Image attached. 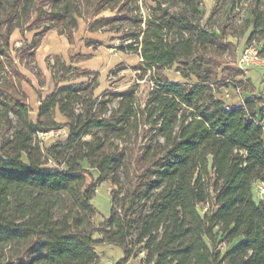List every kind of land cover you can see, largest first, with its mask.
I'll return each mask as SVG.
<instances>
[{"label":"trees","instance_id":"obj_1","mask_svg":"<svg viewBox=\"0 0 264 264\" xmlns=\"http://www.w3.org/2000/svg\"><path fill=\"white\" fill-rule=\"evenodd\" d=\"M74 1L0 0V264H108L96 249L103 244L122 249L114 264H264V199L256 191L264 114L253 99L235 105L217 94L251 84L237 63L238 43L213 21L220 0L205 21L203 0H153L144 21L139 0ZM258 1L244 20L242 33L254 27L248 44L260 33L264 42ZM105 9L116 16L95 19L92 30L127 20L129 41L118 49L154 69L144 102L132 87L95 96L91 79L69 82L70 74H95L54 54L47 60L55 85L33 119L21 64L34 62L50 29L72 38L78 16ZM31 20L39 29L33 40L12 47L14 29ZM228 51L232 60L223 57ZM175 65L197 81L170 80L162 69ZM64 127V137L42 138ZM105 181L117 188L99 222L93 198Z\"/></svg>","mask_w":264,"mask_h":264},{"label":"rangeland","instance_id":"obj_2","mask_svg":"<svg viewBox=\"0 0 264 264\" xmlns=\"http://www.w3.org/2000/svg\"><path fill=\"white\" fill-rule=\"evenodd\" d=\"M73 2L76 1L73 0ZM152 2L153 0H139L143 21L147 17H149V13H150L149 7H150V3ZM254 2L255 0H220L216 8V11L213 15V21L216 23V25L223 27L225 29V32H227L228 34L231 33L232 35L230 36H233V34L240 35L244 29V20L246 17L250 15V9L253 7ZM230 3L233 6V8H231L228 11ZM258 3L261 9H264V0H260L258 1ZM46 7H49V3H47ZM202 7H203V11H205L204 0ZM116 13L117 12L112 11L110 9H105L95 17L87 18L85 16H78L77 27L69 31L72 38H69V36L65 33H60L56 29L60 35L65 36V38L67 39V43L71 45L69 47V50L67 51V55L63 54L62 57L64 58V55L68 57L69 52H72L73 53L72 57H74V59H71L72 61L70 60V58L66 59L65 57L64 59L67 61L69 60L70 62H79L81 60L82 61L86 60L80 65L84 67H88L89 71H92L91 73L95 74V75L82 74L83 76L80 73L70 74L69 82L80 81L83 79L86 80L91 79L92 82L98 85L94 90L95 96H100L103 93L107 95L108 93H110V92H106L109 89L124 90L129 87H132L134 88L135 95L138 101L144 102L148 91L155 82L154 69L138 68L139 65H141L142 63V58L138 53L132 51H123L118 49V46L120 44L129 41L126 36L127 35L126 30L129 22L127 20L118 19L113 23L106 25L105 28L102 29L92 30L91 27L92 22L95 19H99L101 17H113L116 16ZM32 20L24 24L23 27H17L14 29L11 37L12 47H17L21 45V42L23 41L33 40L35 33L38 32L39 29H37L34 26ZM111 27H114L117 30H114L113 32L106 31V29H109ZM256 36L257 38L253 42H256L257 45L259 46L258 48H260V45L264 43L262 38L263 33H260ZM233 37H237V36H233ZM245 45L247 47L250 44L246 42ZM51 55L54 54H50L47 56L46 66L43 69L39 66L36 60V55L34 62L31 60H29L31 62L27 60L28 64L27 62H23V64H21V69L23 70L26 69L27 70L26 72L29 73L30 76H33L31 78H34L36 81H38L41 86L45 85L47 82L46 77H49L52 74V71L49 67L47 60L48 57ZM236 55L238 58V51ZM223 57L232 60L235 57L234 52L228 51L224 54ZM261 57H264V54ZM250 68L252 67H248L247 69ZM162 72L172 81H180V82L197 81L195 77L187 79L184 76H182L179 70L177 69L176 65L170 68H164L162 69ZM230 72L232 71L230 70ZM225 77H227L226 81H228L231 78H234L232 76V73L228 74ZM238 79H240V77H238ZM246 85H249V83ZM228 89L232 94V92L234 91L233 88L229 87ZM223 92L224 90L221 89L217 92V94L220 97H224ZM227 100H229V98ZM117 102L118 99L114 98L110 102V105L114 107L117 105ZM31 116L33 119L35 118L34 111H31ZM62 131L63 130H56L54 132H50L48 137L43 136L42 138H44V140H46L49 143L52 139L62 138L64 136V132ZM1 133L2 132L0 130V134ZM125 136L128 139L126 141V145L128 147H131V145H133L132 144L133 137L130 138L128 135ZM87 138H90V136H88ZM123 143L125 142L122 141L120 146H122ZM84 166L90 169L94 178L99 177V172L96 169L90 168V166L86 162L84 163ZM88 177L90 180L92 179L91 175H88ZM115 188H117V185H115L111 181L102 182L97 187V193L93 198V203L100 211V214L97 217V221L100 222L103 220V216L107 217L110 215L111 206H112L111 193ZM96 249L100 256V259L105 263L114 264L117 260L120 259L121 255H120V251L118 250L119 247L117 246L109 245V244L98 245ZM132 259H134V262H131V264H139V258H132Z\"/></svg>","mask_w":264,"mask_h":264},{"label":"crops","instance_id":"obj_3","mask_svg":"<svg viewBox=\"0 0 264 264\" xmlns=\"http://www.w3.org/2000/svg\"><path fill=\"white\" fill-rule=\"evenodd\" d=\"M204 1H205L204 19H207L215 4V0H204ZM253 29H254L253 25H249L242 36L240 37L230 36L231 40L238 43V50H237L238 57L240 56L242 51L245 49L246 47L245 43L247 42L248 36L253 31ZM70 46L71 45L67 43V39L65 38V36L60 35L56 29H50L42 37L41 43L37 47L36 52H35L36 60L39 66L42 69L45 68L46 58L50 54H55V55H60V56H62L63 54L67 55V51L69 50ZM72 54H73L72 52H69L68 57L64 55V58L65 57L66 59L70 58L71 60ZM84 61L86 60H83V61L81 60L79 62H70L68 60L67 62L71 63L75 67L89 70L88 67H84L80 65ZM22 71L28 76L30 80V82L24 81L22 85H23V89L25 93L27 94L29 103L32 107V111L35 112L34 119H36L37 113H38V107L42 101L41 95L45 96L46 94H48L49 92L53 90L54 85H55L54 79L51 74L49 77H46L47 79L46 84L41 86L38 81H36L34 78H31L33 76H30L29 73L26 72L27 71L26 69L25 70L22 69ZM246 73H247V78L250 79V83H251L250 85L254 86L255 90L251 91L250 90L251 86L248 85L249 88L241 94H238L236 91H233L231 94L232 96L230 95L229 97L228 103L238 105V104H243L246 100L253 99L257 104V109L260 110L262 114H264V65L260 64V65L252 66V68L246 70ZM58 118L63 120L61 114H58ZM61 130H63L62 132H64V135L68 133L67 127L62 128ZM45 136L48 137L49 134ZM103 245H106V244H103ZM118 250L120 251V255H121L120 258H122L124 253L121 248H119ZM131 262H134V259H131L128 264H131Z\"/></svg>","mask_w":264,"mask_h":264},{"label":"built area","instance_id":"obj_4","mask_svg":"<svg viewBox=\"0 0 264 264\" xmlns=\"http://www.w3.org/2000/svg\"><path fill=\"white\" fill-rule=\"evenodd\" d=\"M237 63L240 67L247 69L248 67L256 66V65H264V57H261L259 53V48L256 42L245 47L240 56L237 58ZM234 91L238 94H241V88L239 86L234 87ZM224 98L228 99L231 95L230 90L228 88L224 89ZM54 132V131H52ZM49 133H44L42 136H45ZM256 191L258 196L261 199H264V181H258L256 183Z\"/></svg>","mask_w":264,"mask_h":264}]
</instances>
